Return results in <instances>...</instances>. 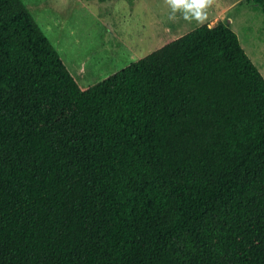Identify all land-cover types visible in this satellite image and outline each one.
<instances>
[{"label": "trees", "instance_id": "obj_1", "mask_svg": "<svg viewBox=\"0 0 264 264\" xmlns=\"http://www.w3.org/2000/svg\"><path fill=\"white\" fill-rule=\"evenodd\" d=\"M0 264H264V76L227 24L83 87L0 0Z\"/></svg>", "mask_w": 264, "mask_h": 264}, {"label": "rangeland", "instance_id": "obj_2", "mask_svg": "<svg viewBox=\"0 0 264 264\" xmlns=\"http://www.w3.org/2000/svg\"><path fill=\"white\" fill-rule=\"evenodd\" d=\"M86 87L203 24H227L264 76V12L254 0H214L203 23L166 0H22Z\"/></svg>", "mask_w": 264, "mask_h": 264}, {"label": "clouds", "instance_id": "obj_3", "mask_svg": "<svg viewBox=\"0 0 264 264\" xmlns=\"http://www.w3.org/2000/svg\"><path fill=\"white\" fill-rule=\"evenodd\" d=\"M214 0H166L171 8L170 19L175 18V13L181 12L185 20H196L203 23L207 19L206 9L213 4Z\"/></svg>", "mask_w": 264, "mask_h": 264}]
</instances>
